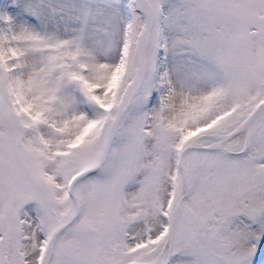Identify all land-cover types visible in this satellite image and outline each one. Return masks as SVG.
<instances>
[{
	"label": "snow or ice",
	"instance_id": "6c2138e0",
	"mask_svg": "<svg viewBox=\"0 0 264 264\" xmlns=\"http://www.w3.org/2000/svg\"><path fill=\"white\" fill-rule=\"evenodd\" d=\"M0 264H264V0H0Z\"/></svg>",
	"mask_w": 264,
	"mask_h": 264
}]
</instances>
